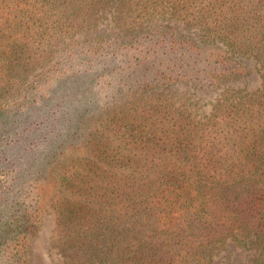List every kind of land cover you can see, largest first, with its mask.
<instances>
[{
    "label": "trees",
    "instance_id": "obj_1",
    "mask_svg": "<svg viewBox=\"0 0 264 264\" xmlns=\"http://www.w3.org/2000/svg\"><path fill=\"white\" fill-rule=\"evenodd\" d=\"M158 18L196 37L135 35ZM244 59L259 86L207 114L171 92ZM0 175V264H30L46 207L55 264H217L229 238L264 264V0H0Z\"/></svg>",
    "mask_w": 264,
    "mask_h": 264
},
{
    "label": "rangeland",
    "instance_id": "obj_2",
    "mask_svg": "<svg viewBox=\"0 0 264 264\" xmlns=\"http://www.w3.org/2000/svg\"><path fill=\"white\" fill-rule=\"evenodd\" d=\"M158 24L168 26L171 25L173 27H176L179 32L185 36H191L193 38L196 37L195 33H197V30L186 27L180 21L174 19L163 20L161 18L148 23L140 30V32L135 35H144L146 31L150 30ZM104 25L105 24H97V26L92 31L86 33L85 35L91 36L94 33L102 32L105 29ZM108 28L110 29V27ZM115 30L116 29H113L110 32H115ZM78 37L82 38L83 36L79 35ZM62 45L63 43L56 46V48L54 49V57H57L59 55ZM243 61L248 73L243 77L241 76L238 79L229 81L222 87H219L217 89H198L192 86L179 85L172 88L171 92H173L174 94H178L180 92H186V94L190 93V107L200 114H207L211 110L210 105L220 95L221 91L224 88H244L247 91H252L259 86L260 79L257 72V64L252 59H244ZM8 181L9 177L7 175H0V191L3 190L5 185H7ZM42 211L43 212L40 217L38 232L31 240L30 264H55L59 261V256L56 250L53 248V244L57 237L55 215L52 209L49 207H46ZM257 252L258 250L256 246H248L247 243L245 244V246H242L240 243H238V241L229 238L227 240L226 247L217 254V256L215 257V261L217 264L219 262H221L222 264H253L252 259L257 256Z\"/></svg>",
    "mask_w": 264,
    "mask_h": 264
}]
</instances>
